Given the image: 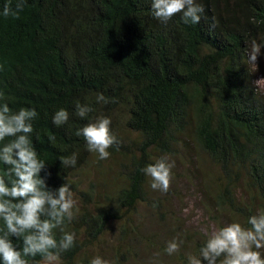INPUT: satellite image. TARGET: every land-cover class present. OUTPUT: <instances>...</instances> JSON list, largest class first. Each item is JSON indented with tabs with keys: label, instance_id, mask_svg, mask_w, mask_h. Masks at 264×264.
I'll use <instances>...</instances> for the list:
<instances>
[{
	"label": "trees",
	"instance_id": "16d2710c",
	"mask_svg": "<svg viewBox=\"0 0 264 264\" xmlns=\"http://www.w3.org/2000/svg\"><path fill=\"white\" fill-rule=\"evenodd\" d=\"M202 3L205 18L197 26L158 22L148 0H26L16 18H0V91L13 110H37L33 142L49 165L46 183L69 182L78 197L69 226L78 240L62 264H88L111 231L117 234L112 255H100L111 264H148L139 256L141 241L163 252L166 241L183 239L173 254L181 264L196 253L202 232L176 224L161 235L142 233L140 207L165 224L170 190L151 195L139 170L161 155L183 161L187 152L192 163L203 156L218 169L214 185L203 189L214 220L218 213L235 215L243 224L264 210V92L242 52L250 38L264 39V25L250 21L264 16V5ZM261 53L256 72L264 65ZM97 92L109 102L95 103ZM74 100L91 102L93 118L110 117L120 143L107 160H97L73 135L86 120L70 115L68 124L52 125V113L60 107L71 113ZM72 152L76 166H60L58 158Z\"/></svg>",
	"mask_w": 264,
	"mask_h": 264
},
{
	"label": "clouds",
	"instance_id": "9594fccd",
	"mask_svg": "<svg viewBox=\"0 0 264 264\" xmlns=\"http://www.w3.org/2000/svg\"><path fill=\"white\" fill-rule=\"evenodd\" d=\"M264 5V0H258ZM26 0H3L0 18H16ZM153 19L166 24L178 20L185 26H197L205 18L202 0H148ZM257 26L264 25V16L251 17ZM264 49V39L250 38L242 49L249 65L256 69V60ZM264 89V78L255 81ZM109 98L95 94V103L107 104ZM8 97L0 91V264H62L61 255L75 247L78 237L69 226L78 212L77 200L69 182L58 187L46 183L50 175L48 164L40 156L33 142L34 121L38 112L34 107H9ZM91 102H72L71 113L60 107L51 115V123L60 127L69 123L70 115L86 120L73 135L82 138L84 149L94 153L97 160H107L109 148L120 141L111 127L108 116L90 113ZM49 143L55 137H47ZM60 166L75 167L77 153L58 158ZM174 162L161 155L140 168L153 191L167 193L174 179ZM43 173V175H42ZM188 207L182 209L187 213ZM203 241L196 253L186 255V264H264V210L257 209L242 224L234 220L219 227L203 230ZM183 239L166 241L164 254L178 253ZM39 257V259H35ZM88 264H111L94 255Z\"/></svg>",
	"mask_w": 264,
	"mask_h": 264
},
{
	"label": "rangeland",
	"instance_id": "374dc122",
	"mask_svg": "<svg viewBox=\"0 0 264 264\" xmlns=\"http://www.w3.org/2000/svg\"><path fill=\"white\" fill-rule=\"evenodd\" d=\"M252 71L256 74L254 85L259 91L261 90V92H264V89L255 84L256 80L264 78V65L262 64L257 72L256 69L254 70L253 68ZM182 154H184L183 161L171 160L174 162L175 166V177L170 183V195H168L169 193L167 194V200L163 202L164 206L161 211L162 215H164L165 224L157 221L148 207H140L139 209L137 219H140V227L143 228L142 233H146L148 236L152 232H155L158 235L164 234L166 231L165 229L168 228V226L170 227L176 224L183 229L203 233V230L210 226L219 227L230 221L239 220L235 215L230 216L219 213L216 214L218 221L212 218L215 215V212L212 211L213 207H211L210 201L206 200V197L203 194V189L204 187H211L214 185L213 180L216 179V177H219L218 169L211 163V161L203 156L197 157V160H194L192 163V158L189 153L183 152ZM81 180L83 181V184H87L91 178L87 175ZM148 191L151 192V195H154L157 192L149 187ZM189 204H191L192 207L188 209V212H182V209L188 207ZM116 236L117 234L113 231L107 233L105 236L107 239L106 245H103L102 242V246L97 247L98 254L94 252L92 256L96 254L106 255L107 258L111 257V248L113 246L112 241ZM146 246L145 241L139 242L138 248L140 251L139 254L141 255H138L141 258H145V261H148V264H181L176 259L175 255L166 256V254L157 250V248L146 249ZM160 258H162L163 261L157 260ZM142 263L143 261H141L140 264Z\"/></svg>",
	"mask_w": 264,
	"mask_h": 264
}]
</instances>
